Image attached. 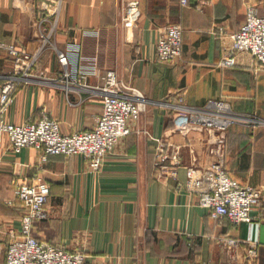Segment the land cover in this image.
<instances>
[{
	"label": "crops",
	"instance_id": "0c3cea01",
	"mask_svg": "<svg viewBox=\"0 0 264 264\" xmlns=\"http://www.w3.org/2000/svg\"><path fill=\"white\" fill-rule=\"evenodd\" d=\"M29 1L0 0V41L23 45L37 34V22L26 10ZM247 1L209 0L200 11L199 0H189L187 8L180 0H140L141 15L128 31L122 23L126 0H64L51 42L68 52L71 67L77 64L90 73L87 86L66 91L51 84L22 85L6 121L35 122L45 110L59 121L64 134L88 130L103 105L93 89L103 85L110 69L150 103L139 121L130 124L132 133L106 156L98 174L81 156H50L44 165L34 148L0 156V264L5 263L11 231L21 230L24 212L12 180H27L36 173L50 185L51 196L50 218L35 223V236L84 252L92 264H226L235 253L246 258L245 248L228 252L224 237L243 246L257 244L253 264H264V221L236 225L214 220L198 205V195L186 189L192 176L188 168L198 171L210 161L208 135L178 129L182 118L162 105L176 103L180 96L193 107L221 98L236 111L261 120L228 131L225 166L235 180L260 188L264 200V72L256 71L247 53L238 55L233 68L218 67L232 46V34L245 21ZM171 23L184 30L182 55L174 63H162L156 45ZM0 55L1 77L12 65L6 51L0 50ZM41 65L49 74L60 69L48 50ZM175 148L184 163L177 178L158 179L159 153Z\"/></svg>",
	"mask_w": 264,
	"mask_h": 264
},
{
	"label": "built area",
	"instance_id": "2783aa9c",
	"mask_svg": "<svg viewBox=\"0 0 264 264\" xmlns=\"http://www.w3.org/2000/svg\"><path fill=\"white\" fill-rule=\"evenodd\" d=\"M63 3L64 0H30L26 10L37 22V34L23 45L0 41V50L6 51L12 65L11 70L0 77V156L7 151L19 154L26 148H34L40 152V165H44L50 156H81L87 160L90 171L98 174L103 169L106 156L114 151L122 138L132 133L130 124L139 121L150 103L142 92L120 80L115 70H106L103 85L93 89L102 96L103 105L100 114L90 119L92 127L88 130L64 134L59 121L45 110L35 122L11 124L6 121L14 95L22 85L51 84L66 91L87 86L85 82L90 73L77 64L71 67L68 52L51 42V36L58 29ZM180 3L185 8L190 6L189 0H180ZM208 3L209 0H199L198 10L203 11ZM140 5V0H126L122 17L126 30L131 31L136 26L141 15ZM223 32L219 29L218 33L222 35ZM183 34L182 26L177 23H171L164 29L156 45L159 62L174 63L179 60ZM231 38L232 46L218 67L233 68L237 65L238 55L247 53L253 58L256 71L264 72V2H246L245 21ZM47 50L57 57L60 65L55 74H49L41 65ZM162 105L173 109L182 118L178 129L186 134L195 130L207 132L210 161L198 171L195 166L188 168L192 176H189L186 189L198 195V205L207 210L214 220L228 219L236 225L264 221L262 190L235 180L225 166L228 131L235 125L255 126L261 120L236 111L230 102L221 98L209 99L204 105L193 107L186 105L185 98L180 96L176 103ZM183 164L179 148L160 152L157 178H177ZM195 173L197 178H194ZM12 184L24 212L20 232L10 233L4 264H92L84 252L69 251L35 236V223L50 218L47 203L51 187L41 175L36 173L27 180L14 178ZM11 204L8 202V205ZM221 241L228 252L246 250V258L242 259L240 254L235 253L226 264H253L258 258L257 244L243 246L239 240L230 237Z\"/></svg>",
	"mask_w": 264,
	"mask_h": 264
},
{
	"label": "rangeland",
	"instance_id": "374dc122",
	"mask_svg": "<svg viewBox=\"0 0 264 264\" xmlns=\"http://www.w3.org/2000/svg\"><path fill=\"white\" fill-rule=\"evenodd\" d=\"M27 13H28V12H27ZM1 58H2V57H1V55H0V60H1ZM10 239H11V238H10ZM10 239H9V240H10Z\"/></svg>",
	"mask_w": 264,
	"mask_h": 264
}]
</instances>
